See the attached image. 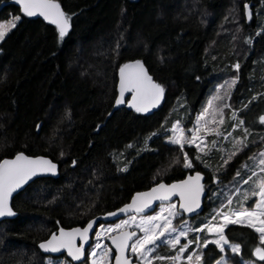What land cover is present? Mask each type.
<instances>
[{
  "label": "trees",
  "instance_id": "obj_1",
  "mask_svg": "<svg viewBox=\"0 0 264 264\" xmlns=\"http://www.w3.org/2000/svg\"><path fill=\"white\" fill-rule=\"evenodd\" d=\"M58 1L71 17L63 39L54 24L0 0V23L21 17L0 41V159L24 151L59 165L58 176L37 177L13 196L16 215L0 220V264H47L54 256L41 252L38 241L58 226L83 225L157 181L201 170L207 192L212 173L228 179L246 152L264 145V0ZM132 59L142 60L164 88L162 101L148 113L126 106L110 112L117 70ZM233 79L222 133L244 121L236 132L242 137L247 129L254 141L240 145L227 164L216 145L204 162L194 156V167L185 169L179 145L166 140L171 126L187 127L217 85ZM225 200L206 199L194 227ZM224 234L240 256L264 263L253 254L260 246L253 228L228 224ZM173 252L162 246L155 253ZM200 253L203 264L221 255L211 243Z\"/></svg>",
  "mask_w": 264,
  "mask_h": 264
},
{
  "label": "snow or ice",
  "instance_id": "obj_2",
  "mask_svg": "<svg viewBox=\"0 0 264 264\" xmlns=\"http://www.w3.org/2000/svg\"><path fill=\"white\" fill-rule=\"evenodd\" d=\"M16 3L20 5L23 15L28 17L41 16L44 20L54 24L58 30L60 39H63L67 34L71 17L65 14L57 0H16ZM245 8H247V5H245ZM20 19V16H15L6 23H0V41H3L7 33L17 26V22ZM235 67L239 69L238 64ZM119 76L117 105L125 102V93L131 94V100L127 101V103L136 112H148L151 108L159 105L164 95V88L153 80L141 61L137 60L134 63L122 65L119 69ZM236 83V79L228 82L224 96H221L218 91L217 95L208 101V105L197 116L193 129L188 130L192 133L191 139L183 135L184 130L180 121L172 125L170 129L172 136L169 137V143L179 145L181 152L184 153L183 167L185 169H192L194 167L189 154L184 152L185 144L189 146L194 145L197 151L196 160L204 162L201 154L207 155L208 153L201 146L203 139L197 135L201 128V121L209 114V110L211 109L213 111V122H215V113L219 112L220 123H223V111L215 106V101L223 100L225 96H229L230 90ZM224 107H227V105H224ZM233 118L235 119V113H233ZM260 122L264 124V116L260 117ZM243 123L244 121H239L237 126L243 125ZM208 131L211 132L212 129ZM177 133L180 134L177 135ZM215 134L217 136L222 135L219 126ZM247 134V129H245V139ZM152 135H159V133H152ZM231 135L232 133H228V136ZM225 138L227 139V137ZM197 141L200 142L198 143ZM236 143L244 147L247 146L245 140H237ZM215 144L216 141L213 140L212 146L215 147ZM234 155H236V152L232 153V156ZM259 155L261 157L259 165H264V152H261ZM229 159H231V156ZM250 159L255 160L256 157L253 156ZM224 163L227 164L228 160H225ZM56 169L57 165L46 158H30L23 153H18L12 160L0 161V217L15 215L9 204L13 192L20 189L38 174H55ZM260 170L264 172V167H261ZM256 175L257 173L253 171L252 176L248 180H245L244 183L251 182L252 177ZM237 176H240L239 171L237 172ZM201 180L202 176L197 172L194 176L189 175L187 179L179 183L171 185L159 183L149 192L137 193L133 196L131 203L118 209L117 212L108 213L105 218L116 216L118 213L134 212L139 215L149 209L155 200L162 202L170 201L173 196H179L180 199L178 204L168 203L162 205L160 213L154 216H140L137 219V215H131L128 219L122 220L114 226L105 227L101 225L95 233L96 243L94 246L90 245L92 251L87 254L86 258L90 259L91 264H105V261L111 264L112 249L114 247L115 264H152V260L154 259H170L173 264H177L193 243L201 247H207L210 243L215 244L221 252H224L225 246H228L233 253L239 254L240 246L238 244H230L224 234L228 224L236 223H246L248 227L253 228L259 234L260 245L264 246V177L258 179L254 189L250 193L245 192L243 194L240 208L233 209L231 207L233 201L229 197L227 205H222V208L226 207L228 209L227 212L216 211V215L212 217V220L216 221L220 217L223 223L213 225L209 222L204 228L196 229L188 226L186 221L184 222V226L179 229L173 224V220L181 215V210L184 213L190 214L200 208V195L204 190ZM252 197L256 198L255 206L253 208L243 207V202H247ZM95 223L96 221H90L83 228L77 227L71 230L60 228L58 235L53 233L51 238L41 243L39 247L45 252L66 250L72 260L79 261L86 255L85 246L88 245L90 239L89 233L93 230ZM205 230L208 233L215 234L217 239H205L202 244L199 236L195 240L188 239L190 232ZM182 237L187 240V243H180ZM103 238L109 239L111 246L102 243ZM77 241H79V244ZM160 244H165L173 250L179 246V250L175 256L167 258L152 255ZM129 252L131 255H128ZM254 255L259 260L264 261V247L257 246L254 250ZM133 257H135V261H133ZM221 259L224 260V257ZM187 261L188 264H192L193 256L188 255ZM195 261L196 264H201L202 256L196 255Z\"/></svg>",
  "mask_w": 264,
  "mask_h": 264
},
{
  "label": "rangeland",
  "instance_id": "obj_3",
  "mask_svg": "<svg viewBox=\"0 0 264 264\" xmlns=\"http://www.w3.org/2000/svg\"><path fill=\"white\" fill-rule=\"evenodd\" d=\"M250 3H247V8H246V14L249 15L250 9H249ZM226 82V81H224ZM224 82L220 83L219 85H217L215 91L210 95V97L207 99V101L205 102V104L203 105V107L200 109L199 112L194 113L192 121L188 124L187 127H183V135L187 136L188 139H191L192 133L190 131H188L189 129H193L195 123H196V118L197 116L203 111V109L208 105V101L210 99H212V97L216 96L218 91L219 94L221 96H224L226 89V85L228 82H226L224 84ZM224 105L229 106L228 100H227V96L224 97L223 100H217L215 101V106L217 108L222 109L223 111V123H220V114L219 112L215 113V122H213V111L210 109L209 110V114L201 121V128L198 131L197 135L199 137H201L203 139V143H202V147L205 148V151L209 154L210 151L212 150V141L215 140L216 144L215 146H220L221 149L223 151L226 152V159L225 160H229V157L231 156V158H233L234 156H232L233 152H236V154L238 153V148H239V144L236 143L237 140H245V144L246 143H252V139H245V134L241 137L239 136L240 133L236 132V129L238 128V123L236 121V128L232 129L234 126H232V128L226 132V133H222V135L217 136L216 130L217 127L219 126V130L222 132V128L223 126L226 124V107H224ZM205 121H207V123H205ZM234 124V123H233ZM172 127V126H171ZM212 129L211 132H209L208 130ZM228 133H232L231 136H228ZM180 133H177V135H179ZM172 136V132H170V134L167 136L166 140L169 141V137ZM248 136V134H247ZM227 137V139L225 138ZM257 139H262V134H259ZM198 143L200 141H197ZM226 142H228L226 144ZM226 145V146H225ZM185 148H189V150L191 151V153L189 152V158L192 160V158L195 156L196 159V155H197V151L194 145L189 146L187 144H185L184 150L186 151ZM188 153V150L186 151ZM264 152V145H262L261 147L253 150V151H249L246 152L245 155L238 161L236 162V164L233 166V173L232 175L226 179V180H221V176L219 174L216 173H212L211 174V181H213L214 186L209 189V191L206 192V199L208 198H216V199H226L225 202L222 205H227L228 203V198L231 197L232 198V205L231 207L233 209H237L241 207V203H242V198H243V194L245 192H251L254 187L256 182L258 181L259 178L264 177V172H262L260 169L261 167H264V165H259V161L261 159L260 157V153ZM193 154V155H192ZM203 157L205 155L201 154ZM255 156L256 159L252 160L250 159V157ZM194 159V158H193ZM200 161V160H199ZM194 164V162H193ZM245 165H247V167H245ZM224 168L223 162H222V166H219L218 169ZM240 172V176H237V172ZM245 171H249L250 174L243 179L242 175L245 173ZM255 171L257 173V175L255 177H252V181L249 183H244L245 180H248V177L252 176V172ZM221 202V201H220ZM255 202H256V198L252 197L250 198L247 202H243V207L246 208H253L255 206ZM168 203H176L177 204V200H172L170 202H166V203H159L156 205V207L149 213L147 214H128L126 216L120 217L114 221H110V222H101L96 226L95 231L92 234V238H91V242L90 245L94 246L96 243V237H95V233L97 230H99L101 225H104L105 227H109V226H114L117 223H120L122 220L128 219L129 216L131 215H137V219L140 218V216H154L157 215L158 213H160L161 211V207L162 205H166ZM220 210L222 212H227V208H222V206H218L216 207L214 210L209 209L207 211H211L210 215H206L205 216V223H203L202 225H200L199 227H194V221L196 219H198L199 217L204 216L205 211L203 210L200 214L194 216V217H186L182 212L181 215L176 217L173 220V224L179 229L181 227L184 226V222H187V225L190 226L193 229L196 228H204L205 225L209 224V222H211L213 225L218 224V223H223V220L218 217L216 221L212 220V217L214 215H216V211ZM166 215V213H165ZM235 218V217H233ZM238 224H246V223H238ZM192 235H195L196 237H203V239H201V244L203 242V240L207 239V240H214L217 239V236L215 234H211L208 233L206 230L205 231H200V232H196V231H192L189 233L188 239H192L195 240V238L192 237ZM258 239H259V234H258ZM260 241V240H259ZM102 243L109 245V243L107 242L106 238L102 239ZM181 244L187 243V240H185L183 237L181 238L180 241ZM230 244H237L235 242H230ZM88 246L87 248V254L90 253L92 251V247ZM110 246V245H109ZM168 247L165 244H160L157 248L156 251L159 249V247ZM261 247H264L262 245H260ZM169 248V247H168ZM201 246H198L196 243H193V248L187 253V254H183L182 258L179 262H177V264H181L182 261H185L186 264H188L187 261V257L188 255H192L193 256V261L192 264H196L195 261V256L196 255H201ZM171 249V248H169ZM173 250V249H172ZM179 250V246H177V248L175 250H173L174 252L170 255H158L161 257H172L175 256L177 254V251ZM113 252V250H112ZM153 253L152 255L157 256V253ZM130 253V252H129ZM131 254V253H130ZM113 256V255H112ZM224 257V260H222L221 258ZM135 258V257H134ZM112 259V257H111ZM156 260H152V264H154ZM47 264H71V262L65 258V256H54L52 257ZM81 264H91L90 259L85 260L84 263ZM105 264H108V261H105ZM165 264H173V262L170 259H167V262ZM201 264H203V262L201 261ZM210 264H264L261 262H258L254 259H249V258H245L240 256L239 254H235L231 251V249L228 246H225V251L221 252V255L212 263Z\"/></svg>",
  "mask_w": 264,
  "mask_h": 264
},
{
  "label": "water",
  "instance_id": "obj_4",
  "mask_svg": "<svg viewBox=\"0 0 264 264\" xmlns=\"http://www.w3.org/2000/svg\"><path fill=\"white\" fill-rule=\"evenodd\" d=\"M8 2L13 3V4H15L16 6H18V7L20 8V5H18V4L16 3V0H8ZM57 2L60 4V2H59L58 0H57ZM60 5H61V4H60ZM61 8H62V10L64 11L62 5H61ZM20 10H21V8H20ZM64 12H65V11H64ZM65 14H66V13H65ZM34 17H35V18H40V19H42L43 21H46V20H44L43 17H41V16H34ZM46 22H48V21H46ZM69 23H70V22H69ZM137 60H139V59L128 60V61L122 63V64L120 65V67H121L122 65H124V64H127V63H134V62L137 61ZM139 61H141V62L143 63L142 60H139ZM143 64H144V63H143ZM120 67H119L118 70H117V81H116V85H115L116 95H115V98H114V101H113V105H112V108H111L110 112H111L112 110H115V109L121 107V106H126V107H128V108H131V107L128 106V103H127V101H130V100H131V94H130V93H125V97H124L125 102H124V103H122V104H120V105H117V104H116V99L119 97V82H120L119 69H120ZM144 67H145V69L147 70V68H146L145 65H144ZM147 72H148V70H147ZM148 74L152 77V75H151L149 72H148ZM153 80H154V79H153ZM154 81H155L156 83H158L156 80H154ZM159 84H160V83H159ZM160 85H161V84H160ZM126 97H127V98H126ZM161 101H162V99H161ZM161 101H160V103H161ZM160 103H159V104H160ZM156 107H157V106H156ZM156 107H155V108H156ZM155 108H151L148 112H151V111L154 110ZM132 109H133V108H132ZM110 112H109V113H110ZM148 112H147V113H148ZM108 115H109V114H108ZM262 116H264V114H263ZM18 153H23L24 155H26V156H28V157H30V158H36V157H43V158H46V159L52 161V163L56 164V165H57V169H56V173H55V174H51V173H40V174H38L37 176H35V177H33L31 180H29L26 184H24L20 189H18L17 191L13 192L12 196L10 197L9 204H10V207L12 208L13 212L15 213V215H16V211H15L14 208L12 207V205H11V201H12L13 196H14L17 192H19L20 190H22V189H23L28 183H30L32 180H34V179L37 178V177H41V176H52V177H55V176H58V174H59V165H58V163H57L56 161L52 160V159H51L50 157H48L47 155H43V154H28V153H25L24 151H17V152H15V153H14L13 155H11V156H5V157L1 158L0 161H3V160H12V159L15 158V156H16ZM197 172H199V173L201 174V176H202L201 184L203 185V189H204L205 175H204L203 171H201V170H193L192 172H187L183 177L178 178V179H174V180H170V181H165V180L157 181V182L151 184V185H150L149 187H147V188H144V189H141V190H136V191H134V192L131 194V196L129 197V199H128L127 201L123 202L122 204L118 205L117 207H115V208H113V209H110V210H107V211H104V212H100V213H98V214H95L94 216L90 217V218H89V219H88L83 225H73V226H69V227L58 226L57 229L54 230V231H52L47 237H45L44 239L38 241L37 246H38L39 250H40L41 252L45 253V254H49V255H53V256H57V255H60V254H65V256H66L69 260H71L73 263H80V262H82V261L85 259L86 255H85V257H82L81 260H79V261H74V260H72V258H71L70 256H68V253H67L66 250H63V249H62V250L59 251V252H50V251H49V252H45L44 250H42V249L39 247V245H40L41 243L47 241L48 239H50L53 233H56V234L58 235V234H59V229H60V228H63V229H65V230H71L72 228H77V227L83 228V227L87 226V224H88L90 221H96V223L94 224V228H93V230L89 233L90 239H89L88 245L85 246V247H86V254H87V248H88V246L90 245L91 238H92V234H93V232L95 231L96 226H97L99 223H101V222H110V221H114V220H116V219H118V218H120V217L126 216V215H128V214H136V213H134V212H131V213H118L116 216H110V217L105 218V217L107 216L108 213L117 212L118 209L124 207L126 204L131 203L133 196H135L137 193L149 192L153 187H156L159 183H164L165 185H171V184L179 183L180 181H183V180L187 179V177H188L189 175L194 176ZM205 198H206V191H205V189H204L203 192H202L201 195H200V208L197 209V211H195V212H193V213H190V214H189V213H184L182 210H181V212H182L186 217H194V216L200 214V213L203 211V209H204V201H205ZM179 199H180L179 196H173V197L171 198L170 201H172V200H177V204H178V203H179ZM170 201H164V202H162V201H159V200H155V201H153L151 207H150L149 209L145 210V212L142 213V214H147V213L151 212V211L156 207V205L159 204V203H166V202H170ZM15 215L0 217V220H2V219H6V218H12V217H14ZM129 230H135V229H129ZM137 231H138V230H137ZM106 240H107V242L109 243V245L111 246V241H110L109 239H107V238H106ZM77 243L79 244V241H77ZM112 250H113V256H112V259H111V264H115V249H114V247H113ZM253 254H254V251H253ZM128 255H131V254L128 253ZM254 256H255V255H254ZM255 257H256V256H255ZM256 258H257V257H256ZM257 259H258V258H257ZM133 261H135V258H134V257H133Z\"/></svg>",
  "mask_w": 264,
  "mask_h": 264
},
{
  "label": "flooded vegetation",
  "instance_id": "obj_5",
  "mask_svg": "<svg viewBox=\"0 0 264 264\" xmlns=\"http://www.w3.org/2000/svg\"><path fill=\"white\" fill-rule=\"evenodd\" d=\"M127 98V97H126ZM57 256H65V254H60V255H57ZM86 257H87V254H86ZM86 257H85V259L82 261V262H80V263H73L71 260H69L66 256H65V258H67L71 263H73V264H81V263H84L85 262V260H86Z\"/></svg>",
  "mask_w": 264,
  "mask_h": 264
}]
</instances>
